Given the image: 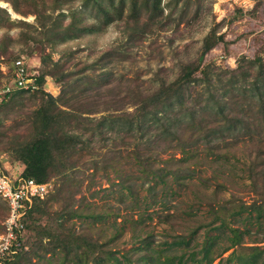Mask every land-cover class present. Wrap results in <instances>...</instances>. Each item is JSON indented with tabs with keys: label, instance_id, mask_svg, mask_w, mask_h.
Wrapping results in <instances>:
<instances>
[{
	"label": "rangeland",
	"instance_id": "1",
	"mask_svg": "<svg viewBox=\"0 0 264 264\" xmlns=\"http://www.w3.org/2000/svg\"><path fill=\"white\" fill-rule=\"evenodd\" d=\"M11 1L20 10L38 13L37 17L31 12L21 14L10 1L0 0V66L6 72L0 68V82L9 75L10 60L22 56L38 73L53 68L59 75L68 74L60 82L45 74L39 85L57 96L60 106L101 116L96 127L79 124L73 128L84 142L74 153L75 166L67 184L53 198L60 180L56 176L48 179L52 189L44 200L51 214L63 205L76 207L79 214L71 218L75 228L96 238L121 228L112 242L116 255L130 246L135 235L151 232L157 240L170 239L169 233L177 231L188 236L192 227L196 230L188 244L165 247L163 253L177 255L209 238L223 245L230 226L243 232L237 251L264 245V211L260 218L251 210L226 211V222L220 224L204 202L235 199L248 203L264 194V115L251 113L248 127L228 120L233 110L241 114L245 109L255 111L264 96V86H252L254 81L260 83L256 60L264 61V0H159L161 11L136 25L125 18L103 22L92 0H69L58 9L54 7L62 0ZM48 14L53 26L38 25L48 20ZM206 36L213 41L201 53ZM194 59H199L194 78L181 86L179 96L169 104L131 120L120 116L122 111L131 112L141 95L174 80L181 65ZM49 60H56L57 66L52 67ZM38 102L34 90L21 91L0 107V166L5 171H18L20 161L7 149L9 140L25 130L28 114ZM181 134L192 136L198 150L182 163L184 172L191 174L189 182L176 183L167 176L172 192L164 199L172 212V229L153 211L160 210L159 202L149 203L153 197L162 198V181L149 190L153 181L142 171L140 161L149 155L155 165L159 157L171 152L179 155L170 146ZM206 144L211 148L206 149ZM113 153L143 212L150 214L144 213V220H135L137 214L127 210L132 196L116 182L110 168L106 177V155ZM92 160L93 171L89 167ZM3 214L0 198V224ZM36 216L26 217L25 223H35ZM47 219L46 214L40 216L41 222ZM26 228L28 246L33 232ZM59 255L47 253L32 264H59ZM262 262L263 254H259L253 264Z\"/></svg>",
	"mask_w": 264,
	"mask_h": 264
},
{
	"label": "trees",
	"instance_id": "2",
	"mask_svg": "<svg viewBox=\"0 0 264 264\" xmlns=\"http://www.w3.org/2000/svg\"><path fill=\"white\" fill-rule=\"evenodd\" d=\"M10 1L13 9L21 14L31 12L37 17V10L17 8L14 2ZM69 0H62L54 9L61 8ZM101 10V19L103 22H110L115 19H128L132 23L145 24L148 19H152L155 11H161L159 0H92ZM146 13V18L144 15ZM48 14V20H40L38 25L44 28L53 26V21ZM51 21V22H49ZM209 36H206L203 41L202 51L204 53L212 44ZM107 51L101 53L100 57L106 56ZM50 59V58H49ZM199 59H194L181 65L180 73L177 77L168 82L161 83L155 90L150 93L140 96L134 109L122 111L120 116L127 120L135 119L138 116H144L145 112L155 113L169 104L170 99L179 96V89L185 86L194 78L193 73L198 67ZM52 67L57 66V61L49 60ZM258 72L260 83L254 81L252 86H264V61L257 58ZM46 63L45 60H43ZM239 68V66L237 67ZM234 69V68H233ZM50 75L60 82L65 79L68 74L59 75L53 68H47L45 71L38 73L34 77L37 83L35 94H37L38 105L31 110L27 117V126L20 133H14L9 140V149L12 156L23 164L21 175L25 177H33L38 181H47L50 177L56 176L60 181L56 186V192L51 197L60 194L63 187L67 184V178L70 170L75 166L74 153L82 148L83 140L74 132L73 128L79 124L93 125L96 127L100 123V117L85 115L72 107H62L58 104L57 96H53L49 92H45L41 85L44 75ZM26 91L23 89H15L7 93L4 99L0 102V107L4 106L7 101L14 100L17 93ZM8 97L6 100L5 98ZM245 109L243 114L240 111L233 110L228 120L236 125L242 124L246 127L251 125V113L256 112L264 115V96H261L259 104L255 111ZM256 118V116H253ZM225 120V119H224ZM223 120V121H224ZM192 136L185 134L175 137V144L171 143V148H177L179 155L169 153L164 158H157L158 162L154 165L152 158L148 155L142 156L139 151L134 150L137 157H141V168L144 174L153 181L148 188H153V183L162 181L163 196L157 199L153 197L149 203L159 202L160 210H153L157 214L160 221L169 224L170 228L174 229L172 223V212L168 210L165 195L171 194L172 188L167 179L170 175L176 183H187L191 176L188 172H184L182 163L186 158L196 155L198 150V142L192 141ZM79 141V142H78ZM210 144V143H209ZM206 144L204 147L210 149L211 146ZM208 145V146H207ZM117 155H106V177L108 176V168L115 173L116 182L120 187L125 188L127 195L132 196L127 204V210L137 214L135 220L143 219V214L148 217L149 212H143L144 207H140L135 196L133 186L127 180V177L120 174L117 164ZM90 167L93 171L96 166L92 160ZM217 188L212 190V195L215 198ZM125 193L120 192V195ZM199 200L202 202L199 198ZM213 213V217L219 219V223L226 222L224 213L227 211L230 214L237 213L239 210L255 211V215L260 218L264 211V194L258 199L251 202L242 200L228 199H208L204 201ZM48 201L44 198L34 199L27 210L26 217L32 214H37L35 223H25V226L33 232L29 245L25 248H19L10 257L3 260V264H32L34 261L42 259L48 254H60L59 264H211L216 259L215 264H253L255 258L259 254H263L264 264V245L254 244L249 246V251H237L236 247L241 246L242 231L239 228L231 227L227 235V242L221 245L215 240L206 239L197 247L184 249L177 255H169L163 253L165 247H171L176 244H188L189 238L195 232L196 227L189 230L188 236L180 231L169 233L170 239L167 237L162 240L155 239L151 232L143 235H135L129 247L120 250L119 255H116V248H113L112 242L119 236L121 228H116L113 232L106 234L104 238L92 237L89 233L82 229H76L73 220V215L79 214L76 207L63 205L59 209L53 210V214L47 209ZM6 207L4 205V214ZM46 214L48 219L46 222H41L40 216ZM107 222V219H106ZM168 234V233H167ZM225 255H222L227 251Z\"/></svg>",
	"mask_w": 264,
	"mask_h": 264
},
{
	"label": "built area",
	"instance_id": "3",
	"mask_svg": "<svg viewBox=\"0 0 264 264\" xmlns=\"http://www.w3.org/2000/svg\"><path fill=\"white\" fill-rule=\"evenodd\" d=\"M5 72L4 66H0ZM38 71L30 69L22 56L10 60L9 75L0 82V102L15 89L32 91L38 88L34 81ZM52 189L50 181H38L21 175V171H5L0 166V198L6 207V214L0 224V264L19 248H25L27 228L25 218L34 199L44 198Z\"/></svg>",
	"mask_w": 264,
	"mask_h": 264
},
{
	"label": "crops",
	"instance_id": "4",
	"mask_svg": "<svg viewBox=\"0 0 264 264\" xmlns=\"http://www.w3.org/2000/svg\"><path fill=\"white\" fill-rule=\"evenodd\" d=\"M22 167H23V164L21 162H19L18 171H21L22 170Z\"/></svg>",
	"mask_w": 264,
	"mask_h": 264
}]
</instances>
